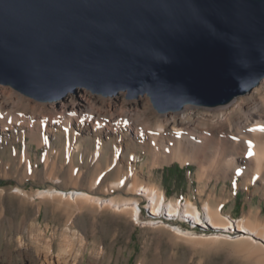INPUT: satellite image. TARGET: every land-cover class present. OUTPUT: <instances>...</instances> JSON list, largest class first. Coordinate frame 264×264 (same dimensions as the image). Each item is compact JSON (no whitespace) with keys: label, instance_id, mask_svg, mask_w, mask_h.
<instances>
[{"label":"water","instance_id":"obj_1","mask_svg":"<svg viewBox=\"0 0 264 264\" xmlns=\"http://www.w3.org/2000/svg\"><path fill=\"white\" fill-rule=\"evenodd\" d=\"M264 78V0H0V84L217 105Z\"/></svg>","mask_w":264,"mask_h":264},{"label":"bare ground","instance_id":"obj_2","mask_svg":"<svg viewBox=\"0 0 264 264\" xmlns=\"http://www.w3.org/2000/svg\"><path fill=\"white\" fill-rule=\"evenodd\" d=\"M147 95L128 98L122 90L114 97H106L79 88L52 103L40 104L24 99L13 89L0 87V138L9 139V131H12L14 140L25 139L29 127L32 137L43 143L48 141V136H42L43 132L56 136L58 130L68 136L71 146L81 132L91 133L99 141L111 139L114 142L113 163H117L118 152L139 143L149 155L151 168L172 161H179L182 165L194 163L199 169L200 182H210L214 178L219 182L240 176L243 184L254 183L264 192V78L258 87L217 105L187 103L178 110L159 112L151 108ZM21 102H26L31 109L41 107L47 115L43 120L37 116L22 117L17 108ZM132 155L134 158L138 156L134 152ZM123 163V160L119 161V186L129 183L126 189L129 197L104 198L96 194L99 190L93 185L89 189L47 188L32 195L43 200L57 199L67 209L76 205L79 209L99 211L108 208L125 213L137 223L155 228L168 227L178 237L197 244L231 241L248 261L264 264L263 219H253L250 215L234 218L223 213L210 198L203 200L202 207L190 198L184 202L167 199L166 191L160 185L138 181L137 175L130 168L123 167ZM131 165L128 159V166ZM21 192L26 194L23 190ZM144 198L149 199L147 215L140 212ZM176 215L188 221L192 228L185 230L184 225L169 220ZM47 230L36 224L16 227L14 236L18 255L28 257L17 264H84L89 246L84 230L73 225L62 229L58 254H54L52 239L47 240ZM27 236L29 241L25 242ZM3 251L9 261L0 259V264H12L13 253L9 249ZM91 253L93 258L89 264H97L107 256L110 257L109 264L112 260V255L104 247L95 246ZM137 264H148L147 256L144 254Z\"/></svg>","mask_w":264,"mask_h":264},{"label":"rangeland","instance_id":"obj_3","mask_svg":"<svg viewBox=\"0 0 264 264\" xmlns=\"http://www.w3.org/2000/svg\"><path fill=\"white\" fill-rule=\"evenodd\" d=\"M0 87L13 89L23 95L24 99H31L40 104L55 101H40L10 85L0 84ZM86 89L106 97L117 95ZM124 91L128 98H135L129 96L128 90ZM147 96L151 108L156 110L150 96ZM17 108L22 117L37 116L43 120L47 115L41 111V107L36 110L31 109L26 102L18 103ZM28 128L25 139L14 140L12 131H9V139L4 136L0 138V259L2 261H9V257L3 251L8 249L13 253L12 264L22 263L24 259H28L26 255H18V243L14 235L17 233V226L29 227L36 224L43 229L48 228L47 240L52 239L54 254H58L60 250L62 229L73 225L84 230L89 241L84 264L90 263L93 258L91 252L95 246L104 247L112 255L110 264H137L144 254L148 258V264H168L175 260L177 264L254 263L238 252L236 244L231 241L197 244L187 238L178 237L168 227L155 228L137 223L125 213L108 208L99 211L91 208L79 209L76 205L67 209L57 199L43 200L32 195L38 190L47 188L89 189L93 185L99 190L96 194L104 198L129 197L130 194L126 192L129 183L119 186L121 166L119 161L123 160L125 163L122 166L130 168L132 173L137 175L138 181H150L160 185L166 191L167 199H181L184 202L190 198L202 207L203 200L210 198L216 207H221L223 213L234 218L250 215L253 219L264 220V192L257 189L254 183L243 184L240 176L221 179L219 182L215 178L210 182H200L199 169L194 163L182 165L179 161H172L164 166L151 168L148 164L149 155L139 143L131 145L128 150L118 152L117 164L113 163L115 146L111 139L99 141L91 133L81 132L77 142L71 141L70 146L68 136L57 130L56 136L41 132L42 136H48V141L39 143L32 137V132ZM99 146H101L100 150ZM132 152L138 156L134 158ZM128 159L132 162L130 167ZM171 167L179 171L180 176L169 174ZM140 205L142 215H147L149 199L144 198ZM162 215L164 218V214ZM169 220L184 225L185 230L192 228L188 221L177 215ZM26 240L29 241L28 236L25 237L24 241L27 242ZM109 258L107 256L106 261L101 259L97 264H109Z\"/></svg>","mask_w":264,"mask_h":264},{"label":"trees","instance_id":"obj_4","mask_svg":"<svg viewBox=\"0 0 264 264\" xmlns=\"http://www.w3.org/2000/svg\"><path fill=\"white\" fill-rule=\"evenodd\" d=\"M169 174H172V175H176V176H178L180 173H179V171L173 170V167H171V168L169 169ZM179 176H180V175H179Z\"/></svg>","mask_w":264,"mask_h":264}]
</instances>
